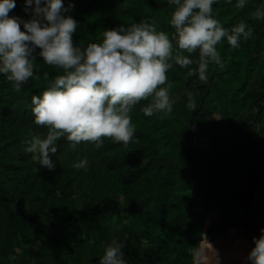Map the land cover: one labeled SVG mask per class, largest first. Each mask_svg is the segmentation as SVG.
I'll return each mask as SVG.
<instances>
[{
	"label": "trees",
	"instance_id": "obj_1",
	"mask_svg": "<svg viewBox=\"0 0 264 264\" xmlns=\"http://www.w3.org/2000/svg\"><path fill=\"white\" fill-rule=\"evenodd\" d=\"M15 4L10 17L32 18L24 0ZM63 4L62 15L77 21L72 40L81 50L101 43L106 30L141 22L174 35L169 0ZM237 4L212 5V17L229 31L241 22L252 30L237 48L226 40L216 46L223 68L209 63L201 82L189 75L198 50L183 53L193 64L173 62L167 72L170 113L145 116L151 98L135 105L127 144L104 138L100 147L74 146L61 137L51 170L25 151L34 135L47 134L34 123L31 97L63 70L45 64L35 49L34 75L19 92L0 74V264H100L113 241L125 244L126 264H205L196 262L202 236L212 241L230 229L254 247L264 230V17L253 14L264 11V0ZM81 160L87 167H74ZM206 214L213 215L208 224Z\"/></svg>",
	"mask_w": 264,
	"mask_h": 264
},
{
	"label": "clouds",
	"instance_id": "obj_2",
	"mask_svg": "<svg viewBox=\"0 0 264 264\" xmlns=\"http://www.w3.org/2000/svg\"><path fill=\"white\" fill-rule=\"evenodd\" d=\"M24 3L25 11L32 8V18L22 22L9 16L16 7L15 0H0V74L19 92L34 75L35 49H39L45 64L63 70L42 95L31 97L34 123L46 128L47 134L46 138L34 135L25 151L32 154L35 164L49 170L55 167L51 156L57 152L61 137L74 146L86 142L100 147L104 138L127 144L135 132L130 115L135 105L151 98L142 108L145 116L170 113L173 101L167 72L173 62L181 68L193 64L183 53L198 50V66L190 69L189 75L198 74L206 83L209 63L224 67L216 46L226 40L237 48L241 39L252 35L243 22L229 31L214 19L215 0H169V5L175 6L169 21L175 30L172 38L158 31L155 24L141 22L106 30L101 43H91L81 50L72 40L77 21L62 15L67 11L63 0ZM244 6L245 0H238L237 7ZM253 15L262 18L264 11L257 10ZM173 40L178 49L175 55ZM74 167H87V161L81 160ZM124 247L123 242L113 241L100 264H126ZM196 256L199 258V253ZM247 260L264 264V230L254 238Z\"/></svg>",
	"mask_w": 264,
	"mask_h": 264
},
{
	"label": "rangeland",
	"instance_id": "obj_3",
	"mask_svg": "<svg viewBox=\"0 0 264 264\" xmlns=\"http://www.w3.org/2000/svg\"><path fill=\"white\" fill-rule=\"evenodd\" d=\"M213 215L206 214L209 223ZM207 224V223H206ZM222 235V234H221ZM202 236L199 246V258L205 264H250L247 256L253 245L241 238L237 230L230 229L226 236H220L212 241H207Z\"/></svg>",
	"mask_w": 264,
	"mask_h": 264
},
{
	"label": "water",
	"instance_id": "obj_4",
	"mask_svg": "<svg viewBox=\"0 0 264 264\" xmlns=\"http://www.w3.org/2000/svg\"><path fill=\"white\" fill-rule=\"evenodd\" d=\"M201 107H202V102H200V104L198 105V107H196V108H194V109L192 110V113H191V116H190V118H189V122H188V127H189L190 130H192L193 127H194V123H193L194 117H195V115H196L198 112L201 111ZM208 170H209V166L207 165V169H206V171H205V174L208 172ZM205 174H204V175H205ZM202 183H203V181H202ZM206 223L208 224V222H206ZM212 224H213V223H212ZM230 227H231V224H228V225L226 226L225 230L222 231V233L225 232V231H226L228 228H230ZM222 233H221V234H222Z\"/></svg>",
	"mask_w": 264,
	"mask_h": 264
},
{
	"label": "crops",
	"instance_id": "obj_5",
	"mask_svg": "<svg viewBox=\"0 0 264 264\" xmlns=\"http://www.w3.org/2000/svg\"><path fill=\"white\" fill-rule=\"evenodd\" d=\"M200 245H201V243H200Z\"/></svg>",
	"mask_w": 264,
	"mask_h": 264
},
{
	"label": "built area",
	"instance_id": "obj_6",
	"mask_svg": "<svg viewBox=\"0 0 264 264\" xmlns=\"http://www.w3.org/2000/svg\"><path fill=\"white\" fill-rule=\"evenodd\" d=\"M21 21V20H20Z\"/></svg>",
	"mask_w": 264,
	"mask_h": 264
}]
</instances>
